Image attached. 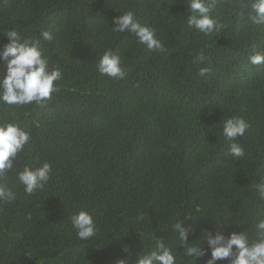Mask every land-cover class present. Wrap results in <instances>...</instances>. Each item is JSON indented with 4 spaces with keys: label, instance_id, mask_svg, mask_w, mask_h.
<instances>
[{
    "label": "trees",
    "instance_id": "1",
    "mask_svg": "<svg viewBox=\"0 0 264 264\" xmlns=\"http://www.w3.org/2000/svg\"><path fill=\"white\" fill-rule=\"evenodd\" d=\"M186 5L0 0V32L51 31L45 54L63 73L59 90L41 105L0 104V123L17 122L31 134L8 174L16 199L0 202V264H117L129 256L134 264L143 245L154 244L156 235L167 239L169 223L185 216L201 218L194 235L225 217L232 221L228 232L251 233L257 214H264L254 188L264 177V64L248 58L264 52V25H251L233 0H219L213 15L227 27L205 36L187 26ZM126 11L156 29L163 50L149 51L133 34L111 31L113 17ZM108 49L121 57L125 79L97 71ZM201 51L204 64L195 62ZM201 67L209 68L205 76ZM4 74L0 63V79ZM231 116L250 124L239 138L241 159L226 155L221 135ZM45 161L53 166L51 179L25 194L15 171ZM82 209L98 228L88 241L70 221Z\"/></svg>",
    "mask_w": 264,
    "mask_h": 264
},
{
    "label": "clouds",
    "instance_id": "2",
    "mask_svg": "<svg viewBox=\"0 0 264 264\" xmlns=\"http://www.w3.org/2000/svg\"><path fill=\"white\" fill-rule=\"evenodd\" d=\"M219 0H187V26L205 36L219 33L227 25L220 23L213 15ZM241 5L246 11L247 21L253 26L264 25V0H233V5ZM109 27L113 33H131L139 45L149 51L163 50L164 44L157 37L156 29L150 24L140 23L134 12L126 11L113 17ZM7 43L0 45V63L5 65V74L0 79V104L22 107L35 103L41 105L58 91L56 82L62 79L59 67H50L49 57L45 54V43L51 42V31H42L39 36H29L16 28L0 32ZM208 57L203 51L197 54L195 62L204 64ZM253 65L264 64V52H254L249 56ZM101 75L117 80L125 79L122 59L111 49L103 52L96 63ZM208 67H201L199 74L205 76ZM134 87H139L137 82ZM250 128V124L239 116H231L222 122L221 135L227 145L226 155L234 159L245 157L244 146L239 143ZM31 142V134L17 122L0 123V202H14L16 192L9 187L8 174L15 170L17 156L24 153ZM53 166L45 161L39 167L25 164L22 170L15 171L19 184L25 194L32 195L42 190L52 177ZM257 197L264 201V177L254 185ZM201 219V218H200ZM188 216L173 219L168 227L167 239L157 236L155 243L136 253L134 264H194L202 260L203 264H264V214L258 213L249 231H231V219H215L214 230L202 228L197 232L199 220ZM72 227L80 240L92 239L97 231V223L88 210H80L70 217ZM191 221V223H189ZM190 236L193 237L190 239ZM171 241V242H170ZM179 247V251H178ZM131 257L121 258L117 264H130Z\"/></svg>",
    "mask_w": 264,
    "mask_h": 264
}]
</instances>
